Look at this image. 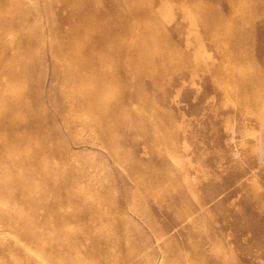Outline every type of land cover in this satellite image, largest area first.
I'll return each instance as SVG.
<instances>
[{
    "label": "bare ground",
    "instance_id": "1",
    "mask_svg": "<svg viewBox=\"0 0 264 264\" xmlns=\"http://www.w3.org/2000/svg\"><path fill=\"white\" fill-rule=\"evenodd\" d=\"M107 1L108 7L102 0L43 3L42 9L51 17L55 7L66 9L65 20H79L76 30L64 31L61 26L50 30L58 37L49 47V54L56 61L50 84L54 89L53 82H61L58 98L63 106L58 101L50 103L55 110L61 105L70 113L84 110L91 114L85 121L79 117L67 121L61 110L58 117L64 122L57 125L52 124L45 107L38 102L43 90L38 84L40 78L32 73L34 62H16L13 58L17 52H31L42 63L38 51L25 43L42 44L48 31L44 33L33 24L26 27L25 33L6 32L5 27L12 24L21 27L34 16L33 3L0 0V10L18 4L27 7L23 16L14 14L10 19L0 12V195L10 196L0 203V264H140L134 258L142 259V264H165L154 259V255L144 257L148 245L141 225L123 211L120 203L128 199L135 204L133 212L145 218V224L159 239L156 224L147 215V197L161 195L162 189L155 186L163 181L170 185L166 192L172 197L170 203L195 214L193 225L207 221L203 209L185 201L190 187L180 185L176 170L140 175L144 167L133 162L129 170L141 176L139 184L132 191L125 187L115 189V182L119 186L122 182L116 179L113 169L107 168L99 155L91 157L84 152L106 148L107 155L116 162L121 136L129 128L120 111L127 109L130 100L140 98L136 88L146 81L155 84V74L162 70L169 72L174 66L182 72L196 73L197 67H187L184 60L174 63L169 53L161 52H171L173 48L184 56L188 55L185 52H215L217 63L210 60L211 55L203 59V68L212 73L213 88L224 82L223 97L239 96L243 110L263 113L259 102L264 99V60L257 59L263 52L255 47L259 29L264 32V0ZM169 7L179 11L174 22L168 16ZM163 16L167 17L169 30L152 28ZM173 34L181 36L184 42H176ZM127 38L133 40L132 46L126 42ZM149 65H153V71L146 70ZM16 75L22 83L15 79ZM182 78L184 82V73ZM100 109L106 114L98 112ZM108 122H117L118 128L108 127ZM77 126L92 130L93 134L77 137L71 146L56 143L58 134L73 131ZM159 138L168 142L169 135L161 131ZM6 139L9 142L3 143ZM149 142L145 146L151 145ZM1 152L16 157L21 153V157L9 159ZM49 156L56 158L58 164ZM7 165L18 166L16 174L8 175L4 170ZM97 165L102 166L99 172L84 174L85 167ZM81 181L97 187L72 189ZM11 184L20 186L18 192L9 187ZM100 210L104 211L102 219L95 214ZM111 218L109 229L103 222ZM82 219L89 220L88 228L78 233L75 227ZM5 229L18 233V239L3 232ZM49 249L52 251L48 252ZM197 252L199 262L203 263L202 253ZM166 255L182 258L177 249ZM192 260L190 264H196ZM258 263L264 264V253Z\"/></svg>",
    "mask_w": 264,
    "mask_h": 264
},
{
    "label": "rangeland",
    "instance_id": "2",
    "mask_svg": "<svg viewBox=\"0 0 264 264\" xmlns=\"http://www.w3.org/2000/svg\"><path fill=\"white\" fill-rule=\"evenodd\" d=\"M44 1L46 0H29L33 3L34 16L26 19L21 27L12 24L4 28L6 32L14 35L25 33L26 27L33 24L40 26L44 33L48 31L42 44L25 43L38 51L43 62L39 63L36 55L31 52H17L13 54V58L16 62H34L32 73L40 78L38 84L43 90V97L38 99V102L45 107L52 124L64 122L58 117L61 110L67 121H73L76 117L85 121L91 118L89 112L80 110L70 113L68 109L61 108L63 101L58 98L61 82H53L54 89L50 84L56 61L50 56L49 47L58 39L50 30L53 26H61L64 31L76 30L79 20H65L66 9L56 10L55 7L52 17L49 16L47 10L42 9ZM102 1L103 5L108 7V1ZM70 8L71 6H68V9ZM10 9L9 6L2 8L1 15L10 19L14 14L23 16L27 12L25 4H18ZM178 13L175 7H169L168 16L173 17L172 22L176 21ZM163 17H160L159 22L153 24L152 28L169 30L167 17ZM139 21L141 23L143 20ZM261 29L258 31L260 38L255 49L263 52L257 59L264 60V32ZM173 39L176 42H184V39L176 34H173ZM126 42L133 45L130 38H127ZM161 53H169L168 56L173 58L174 63H183L184 60L187 67H197L196 73L182 72L174 66L169 72L162 70L155 74V84L146 81L140 88H136L140 98L130 100L127 109L120 111L129 128L121 136L119 159L116 162L107 155L106 148H93L84 152L91 157L99 155L107 168L110 166L113 169L116 179H120L122 184L124 182L123 186H119L116 181L115 189L125 187L132 191L134 185L139 184L140 175H160L172 169L176 170L180 185L183 188L190 187V190L186 191L185 201L206 212L207 221L199 226L193 225L195 214L180 208L178 204H171L172 197L166 193L170 190L169 182L159 183L155 187L160 186L162 194L147 197V215L156 224V233L159 236V239H156V234L145 224V218L133 212L135 204L128 199L122 200L120 203L123 211L136 220L144 232L148 245L144 257L154 255V259L163 260L165 264H190V259H195L192 261H196V264H259L260 255L264 253V99L259 102L263 113L253 109L243 110L239 96L223 97L224 82L213 88L212 73L203 68V59L211 55L210 60L217 63L215 52H185L188 55L184 56L173 48L171 52ZM262 66L264 67V64ZM152 68L153 65H149L146 70L153 71ZM182 73L185 75L184 82ZM18 77L16 75L15 79L21 81ZM50 101H58L61 104L60 109L55 110ZM38 102L34 100V103ZM98 112L106 114L104 109ZM106 125L113 129L118 128L117 122H108ZM161 131L169 135L168 142L159 140ZM91 134L92 130L77 126L73 131H62L55 140L60 146H71L77 137ZM148 140H151V145L145 146ZM8 142L6 139L3 143ZM1 155L9 159L21 157V153L17 154V157L9 152H1ZM49 158L54 159V164H58L56 158ZM133 162L141 163L144 167L140 175L129 170ZM101 167H85L84 174L90 175L96 170L99 172ZM16 168L18 169V166ZM16 168L7 165L4 170L12 176L16 174ZM93 186L97 187L81 181L71 187L86 190L92 189ZM9 187L18 192L20 186L17 188L11 184ZM9 197V194H1L0 203L9 200ZM97 197L94 196V199H98ZM103 212L96 211L97 218L102 219ZM72 213H75L73 208ZM111 223L112 218L104 220L103 225L111 229ZM88 224V219H82V223L77 225L75 230L78 233L85 232ZM3 232L14 239L19 237L18 233L11 229H5ZM173 249L181 251V259L166 255ZM197 250L202 253L203 263L199 262L201 259ZM50 251L52 250L49 249L48 252ZM134 259L142 264V259Z\"/></svg>",
    "mask_w": 264,
    "mask_h": 264
}]
</instances>
